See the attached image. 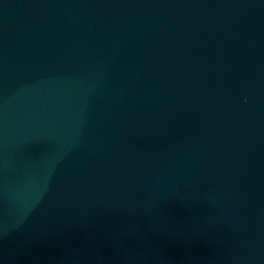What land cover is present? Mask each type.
Returning a JSON list of instances; mask_svg holds the SVG:
<instances>
[{
    "label": "water",
    "instance_id": "obj_1",
    "mask_svg": "<svg viewBox=\"0 0 264 264\" xmlns=\"http://www.w3.org/2000/svg\"><path fill=\"white\" fill-rule=\"evenodd\" d=\"M0 264H264V0H0Z\"/></svg>",
    "mask_w": 264,
    "mask_h": 264
}]
</instances>
